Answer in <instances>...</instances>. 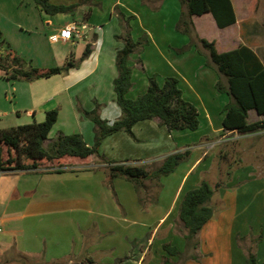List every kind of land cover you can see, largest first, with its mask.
I'll list each match as a JSON object with an SVG mask.
<instances>
[{"label":"crops","instance_id":"1","mask_svg":"<svg viewBox=\"0 0 264 264\" xmlns=\"http://www.w3.org/2000/svg\"><path fill=\"white\" fill-rule=\"evenodd\" d=\"M49 1L72 5L83 0ZM232 1L237 10L234 0ZM32 5L35 6L33 1L31 8ZM117 6L125 14L136 17L132 23L133 39L137 40L147 34L150 42L143 53H135L130 58L133 88L128 97L135 99L145 93L149 84L148 78L153 74L158 75L160 85H163L166 77L176 76L180 80V86L184 82V99L199 110L200 128L191 131V134L190 131L169 132L166 127L161 126L158 119L143 121L134 128L138 141H134L125 132L113 134L103 141L101 154L112 161L131 159L149 164L162 162L169 155L182 152L188 145H193L189 149L191 155L175 173L162 178V188H159L156 204L149 200L153 194H146L145 199L150 205L146 211L143 210L134 186L123 183L124 179H116L110 183L106 165L96 156L86 159L65 157L56 162V169H61L60 172L42 170L0 174V264H15L11 259L3 262L2 258L4 254L7 255V251L35 258L40 261L38 264H164L166 260L171 264H245L246 246L240 245L239 239L246 237L247 232L232 230L227 252L223 246L226 242L220 239L221 234L216 238L211 233L221 223L222 217H225L223 220L227 218L225 213L218 215L217 221L211 220L207 223L199 233V248L190 252L197 259L185 261L184 258L167 254L163 249L165 244H171L182 253L187 250V231L181 222L178 226L181 225L182 228H179L174 221L179 219V207L185 193L198 187L203 181L197 173L207 164L204 161L207 153L203 154L201 149L205 144L215 142L214 139L223 133V108L230 101L227 94H221L216 89L218 73L210 72L207 65V68L196 65V59L201 55L195 49L183 54L177 53V49L189 44V39L179 36L176 30L183 9L179 0H94L78 9L75 17L69 16L70 20L63 24L61 20H67L68 17L58 15L44 19L45 15L36 6L31 10L27 8V14L21 21H17V25L30 35L43 28L44 37L50 44H55L50 37L73 21L87 23L90 28L91 40L85 41L77 54L53 48L50 52L43 49L40 51L39 48L36 53L30 52L28 59L32 60L35 67L48 70L65 66L71 60L77 63L89 43L92 44V53L68 73L38 80L37 86H20L23 84L16 83L18 81L6 80L12 85L15 106L10 114L6 112L4 116L17 114L16 120L23 122L18 124H31L33 121L41 123L48 111L58 109V121L49 135V140L45 142V147L61 133H80L89 146L94 144L95 124L79 108L90 112L98 104V114L103 120H119L122 112L116 102L114 80L118 76L116 55L124 45L115 39L116 35L121 34L119 20L114 15ZM260 7L264 13V3ZM164 11L170 18L161 17ZM195 18L193 17L194 24ZM239 22L237 15V23L231 27ZM195 28L198 32L196 24ZM171 31H175V41H160L167 38L166 32ZM134 35L137 36L136 39ZM79 42L83 41L61 43L63 47H72ZM234 49L236 48L226 47L222 52ZM42 54L54 61V65L42 63L38 59V56L43 58ZM58 58L62 61L59 62ZM261 58L263 59L262 56ZM157 61L164 62V73L158 70L159 67H154L153 64ZM149 63L152 66L149 67ZM179 63L186 67H179ZM59 64L62 66H58ZM189 66L193 72L199 73L194 77L198 79L196 82L189 80L182 72ZM2 76L0 71V77ZM252 112L256 113L251 111L250 115ZM22 113L26 115L24 119L21 117ZM257 116L259 120L264 118ZM190 137L194 139H189ZM3 156L4 159L10 156L7 148H4ZM182 169L175 195L165 200L168 180L176 177ZM239 182L237 187L223 196L224 202V198L228 196L236 197V203L241 207L242 200L239 196L245 191H252L257 198L264 195V177H246ZM188 183L191 189H186ZM146 185L147 191L157 188L155 183L147 182ZM234 207L235 204L231 205V208ZM251 231L255 232L256 229L252 228ZM263 233L262 228V237ZM210 240L218 246L217 254ZM261 247L262 245L259 246L257 259L259 264H264ZM156 250L157 257L154 256ZM221 251L222 260L219 261L216 255H220ZM87 260H92L93 263H88Z\"/></svg>","mask_w":264,"mask_h":264},{"label":"trees","instance_id":"2","mask_svg":"<svg viewBox=\"0 0 264 264\" xmlns=\"http://www.w3.org/2000/svg\"><path fill=\"white\" fill-rule=\"evenodd\" d=\"M32 1L41 14L49 16L69 14L73 17L78 9L92 2L83 0L72 5H62L51 3L49 0ZM180 1L183 9L176 29L189 36L191 40L189 44L176 51L178 54H183L193 45L196 46L195 37L198 39V44L208 51L207 66L214 68L219 75L216 89L219 93L227 94L230 98L229 103L223 108V133L249 136L264 131V118L256 122L249 121L251 111L264 117L263 59L252 47L245 44L231 51L219 52L215 41L211 42L197 35L193 21V17H202L210 13L218 28L231 27L237 23L233 1ZM90 11L91 9H89ZM116 11L114 15L119 20L121 34L116 35L115 39L121 41L124 46L116 55L118 76L114 80V91L122 117L114 122L103 120L98 114V104L95 110L90 112L79 108V111L95 124V141L92 146L85 142L80 133L70 135L61 133L45 147V142L49 140V135L58 121V109L48 111L45 120L41 123L34 122L11 128L0 127V174L42 171L43 163H54L65 157L86 159L96 156L106 165L110 183L116 179H124L135 185L140 196V203L143 210L146 211L150 206L145 199L147 198L146 194H149L146 183H157L156 186L162 188V178L175 173L179 166L189 159L191 151L175 152L152 170L149 168V164L142 160L112 161L107 159L100 151L103 141L119 132H125L134 141H138L134 133L135 126L140 122L154 119H158L161 126L166 127L169 132L197 131L200 128L199 110L194 104L184 99L180 80L174 76L166 77L163 85H160L158 75H151L148 78L149 84L145 93L135 99L128 97L133 88V67L130 65V58L135 53H143L150 42L147 34L134 40L131 23L136 17L125 14L119 7L116 8ZM91 53L92 44L89 43L77 63L71 60L65 66L44 70L35 67L32 60L27 61L19 56L10 44L5 46L1 41L0 71L3 73L2 78L11 82L49 79L56 75L66 74L71 69L78 67ZM4 148L10 151V156L7 159H4L3 156ZM53 169L55 170L48 169L47 171L60 172L61 170ZM221 187L222 185L218 184L216 189ZM215 192V188L208 181L203 180L198 187L185 193L179 207V220L187 231L185 235L187 250L182 253L177 247L165 244L163 249L167 254L184 258L185 261L197 259L196 255H191L190 252L192 249L199 248V233L215 217L216 210L211 205ZM157 199L158 197L150 200L153 201L152 204H156ZM262 241L263 237L260 235L256 239H252L253 244L250 247H245L247 252L245 264H259L256 252ZM14 259L13 262L20 261V264H31L32 260H36L21 254H18ZM87 262L93 263L92 260H87ZM164 264L171 263L166 260Z\"/></svg>","mask_w":264,"mask_h":264},{"label":"rangeland","instance_id":"3","mask_svg":"<svg viewBox=\"0 0 264 264\" xmlns=\"http://www.w3.org/2000/svg\"><path fill=\"white\" fill-rule=\"evenodd\" d=\"M93 3L94 0H91ZM180 1V0H179ZM181 2V1H180ZM236 5V11L237 15L240 19V22L238 25L231 27L230 29H220L217 27L212 15L210 13L205 14L203 17H196L195 18V24L197 25L198 32L197 35L201 38H205L209 41H217L219 44V47L216 48L219 49V52L224 51L226 47L229 48H237L238 45H249L252 47L259 56L263 57L264 61V13L262 12V7H260V4L262 5L264 3V0H234ZM32 3V0H0V42H4V45L7 46V44H10L12 48L17 52L19 56L22 58L28 59L29 53H36L38 48L43 49L44 51H51V49H63L65 51H72L73 53H78L81 45L84 42L76 43L74 46L66 45V47H63L62 43H55L50 44L47 40V38L44 37V30L35 32L34 35H30L26 32H23L21 28L17 25V21H21L23 16L27 14L26 9L29 8L31 10L30 4ZM182 6V4H181ZM115 7L114 12L116 11ZM121 9V7H119ZM28 10V11H29ZM31 12V11H30ZM30 14V13H28ZM44 19L48 18L47 14H44ZM168 13L165 11L161 13V17L167 18ZM61 17H68L67 20H61V24L67 23L70 20L71 15H59ZM116 16V15H115ZM181 16V15H180ZM82 17V16H80ZM83 18V17H82ZM159 18V17H158ZM170 18V17H168ZM180 19V17H179ZM179 21V20H178ZM74 22V21H73ZM133 23V21H132ZM131 23V26L133 28V24ZM178 23V22H177ZM177 25V24H176ZM120 26V25H119ZM121 29V28H120ZM177 30V29H176ZM179 36L185 37L189 39L190 37L184 34H180L178 31ZM166 39H161L160 41H171L174 39V41L177 38H174L175 31H171L170 33L166 32ZM196 36V35H195ZM134 38L136 39L137 36L134 35ZM172 39V40H169ZM196 41V46L193 45L192 49H195L197 54L199 53L200 58L197 57L196 59V65H200L204 68H207V60H208V51L203 49L201 44H198V39L195 37L194 39ZM188 50L187 52H189ZM185 52V53H187ZM42 53V52H41ZM42 57L38 56V59L45 63L46 65H54V61H50L49 58L42 54ZM27 57V58H26ZM185 59V57L183 58ZM59 62L62 60L58 58ZM156 60H160L159 58ZM203 60V61H202ZM58 62V63H59ZM204 63V64H203ZM177 63H175L176 65ZM195 64V62H194ZM149 67L152 66V63L148 64ZM154 67H159L158 70L161 73H164L163 71L165 68L164 62L157 61L154 64ZM179 67H186L183 63L178 64ZM62 66V65H58ZM209 71L216 74V70L214 68L209 67ZM183 74L186 75L189 80L192 82H196L198 79H194L195 76H198L199 73H195L191 70L190 66L187 68V70H182ZM154 75V74H153ZM176 77V76H175ZM40 81V80H39ZM38 80H35L33 82H27V81H18L16 83H21L23 85L20 86H37ZM182 81V80H181ZM31 84V85H29ZM15 85V84H14ZM26 88V87H25ZM181 89H186L184 82H181ZM13 88L10 83H8L4 78L0 77V127L1 128H11L16 127L19 125H26V124H18L23 123L16 120L18 117L17 114H14L13 116L9 115V117L4 116V113L10 112L12 110V107L15 103L14 95H13ZM10 114V113H9ZM22 119L25 118V114H21ZM203 119V117H202ZM256 120H259V117L256 115V113L252 112L250 115V121L254 122ZM261 120V119H260ZM23 121V120H22ZM33 121V120H32ZM34 123V121H33ZM191 134V131L189 132ZM189 139H194V137H190ZM215 142L205 144V146L201 149V152L207 153L204 157V161L207 162L203 169L197 173L199 175L200 180H206L208 181L213 188H215V196L211 201V205L215 208V217L212 220H218V215H221L225 213L224 216H227L225 220L220 219L221 223H218V227H214L211 231L212 234L216 236V238L220 235V239L225 241V245H223L225 251L227 252L228 248V242L230 240V233L232 230L237 229L241 230L242 232H247L248 235H246L245 239H239V244L243 246H251L252 239H256L258 236L262 235V228L264 230V195L257 198L256 195L252 191H245L241 196H239V199L242 200L241 207L238 206L236 203V197L228 196L223 201V196H226L228 194V191H232L231 189L238 186L240 183L239 180H243L246 177L251 178H261L264 177V131H261L259 133H256L254 135L249 136H241L238 134H228V133H221L218 137L214 139ZM193 145H188L186 150H189L190 147ZM184 150V151H186ZM195 160H192V162ZM161 162H153L149 163V168L154 169L155 167L159 166ZM56 162L54 163H43L42 168L43 170L47 171L48 169L57 168ZM253 170V171H252ZM255 170V172H254ZM183 172V169L180 171L176 177L168 180V188L166 191V197L167 200L171 199L177 189L178 185L180 183L181 174ZM238 176V177H237ZM196 179V176L193 177ZM193 179V180H194ZM123 183L127 184L131 187L135 185L130 181H122ZM130 182V183H129ZM239 182V183H238ZM157 184V183H155ZM220 184L222 185L221 188H217L216 186ZM152 188V187H150ZM186 189L190 188V183L187 184ZM135 191L137 193V190L135 188ZM152 196L149 197V200L152 198H157L159 193V187H155V189H151L150 191ZM138 196V194H137ZM235 204L234 208H231V205ZM237 205V206H236ZM179 219H176L174 221V224H176L177 227L182 228L181 225L178 226ZM181 224V223H179ZM253 226V227H252ZM177 228V231L179 230ZM252 228L256 229V233L251 231ZM184 229V228H183ZM248 231H250L248 233ZM2 231H0V235ZM254 233V234H251ZM255 235V237H254ZM264 238V233H263ZM213 244V246L216 248V254L218 252V246L214 245L213 241L210 240ZM262 245L261 251L264 254V241H262L257 248V257H258V250L259 246ZM7 255L4 254V257L2 258L3 262H7L8 259L14 260V257H17L18 255L15 254L14 251H7ZM158 250L155 251L154 256L157 257ZM150 255V254H149ZM148 255V258H149ZM217 258L219 257V261L222 260V251L220 252V255H216ZM263 259V258H261ZM40 262L39 260H32L31 264H38ZM15 264H20V261L14 262Z\"/></svg>","mask_w":264,"mask_h":264},{"label":"built area","instance_id":"4","mask_svg":"<svg viewBox=\"0 0 264 264\" xmlns=\"http://www.w3.org/2000/svg\"><path fill=\"white\" fill-rule=\"evenodd\" d=\"M89 25L81 22H71L59 30L58 34L50 37L53 43H69L74 41H90Z\"/></svg>","mask_w":264,"mask_h":264}]
</instances>
